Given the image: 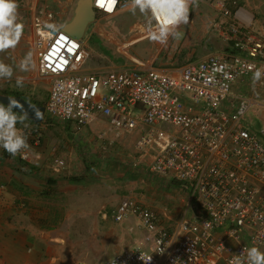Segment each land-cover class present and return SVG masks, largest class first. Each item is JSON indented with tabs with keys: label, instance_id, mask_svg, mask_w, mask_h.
Instances as JSON below:
<instances>
[{
	"label": "built area",
	"instance_id": "obj_1",
	"mask_svg": "<svg viewBox=\"0 0 264 264\" xmlns=\"http://www.w3.org/2000/svg\"><path fill=\"white\" fill-rule=\"evenodd\" d=\"M213 5L212 29L226 43L223 50L170 66L132 58L108 70L88 69L92 50L84 37L61 27L49 38L51 9L39 5L32 13L36 74L49 80L46 116L76 130L103 124L100 139L136 133L135 164L187 191L174 225L151 206L122 198L112 218L134 217L143 236L99 264H231L252 246L264 251V79L252 82L254 71L264 68V35L241 0ZM92 7L95 15H112L131 0H92ZM243 82L263 94L235 92ZM32 143L39 146L40 136ZM19 156L33 157L30 150ZM64 167L56 158L52 169Z\"/></svg>",
	"mask_w": 264,
	"mask_h": 264
},
{
	"label": "rangeland",
	"instance_id": "obj_2",
	"mask_svg": "<svg viewBox=\"0 0 264 264\" xmlns=\"http://www.w3.org/2000/svg\"><path fill=\"white\" fill-rule=\"evenodd\" d=\"M77 1L18 0L19 18L24 24V34L17 48L8 51L10 52V58L7 64L13 66L14 75L10 80L0 79V94L16 93L27 99L38 101L39 104L44 105L46 103L49 90L48 82L44 80L45 83L36 72H34V75H32V71L21 72L16 67L18 64L16 61H20L30 49L32 50L31 16L39 5L46 6L54 12V24L64 26L72 19ZM244 3L255 16L253 28L264 35V2ZM128 9L112 15H95L94 20L88 24L84 33L86 43L92 50L88 68H91V70H108L114 68L111 67L112 65L119 66L122 63L134 62L132 58L142 60L147 64L153 62L157 66H165L169 55L173 56L174 59L176 58L177 64L187 63L191 59L197 58H191V48L187 47L188 45L184 48L182 44H177L180 43L179 40L183 37V31L189 27L188 24L181 25L179 39L172 38L168 43L169 45L165 47V45L150 42L147 39V18L141 15L139 11L133 15ZM211 29L210 25L207 39L201 43L202 47L209 50L205 46L209 42L210 46H213L212 49L215 48L216 51L223 50L226 46L225 43L211 35ZM128 42L131 45L126 48L123 47ZM108 53L111 55L110 59L106 56ZM205 53L201 52L200 56ZM98 55L101 56L98 57ZM4 63L6 62L4 61ZM28 75H32L31 78ZM17 77H22L24 80L22 88L16 86ZM238 90L247 95L263 94L261 91L252 93V91ZM254 121L256 120L254 119ZM26 123L29 126L27 128H29L28 134L30 136L28 144L32 145L30 141L34 135H39L41 139L40 148L36 151L41 155L39 159L41 164L37 168L36 176L49 178L52 174L62 175V172L68 166L82 168L84 170L82 178L84 176L87 178V181L83 184L85 189L91 195L99 196V201L102 202L99 205L97 216L100 219V210L104 209L108 217L105 219L106 230L111 233H119L123 240L121 246L124 244L126 246L129 242L133 243L134 241V244H136L143 236L135 218L130 217L124 221L116 222L111 217L112 208L121 198L129 196L136 201L151 206L157 210L168 225H174L180 218L187 198V191L176 181L149 172L146 165L135 164L137 157L135 153L136 133L120 134L118 136L107 133V139H100L98 133L104 129L103 124H91L76 130L72 124L56 121L46 115L40 123L34 124L29 120ZM56 158L65 160V167L59 172L52 170ZM71 178L75 186L81 185L76 180L77 176ZM164 213L166 216H164ZM76 224H83V222L80 223L77 220ZM130 227L134 231L137 229V233L133 236L132 233H128L129 236H125L123 232ZM74 230L76 234L73 236L74 241L70 247L69 256H82L90 264H99L106 260H104L106 255H112L113 249L110 248L113 247L112 244L108 245L109 247L106 246L108 250L97 255L85 248L82 251L85 237L76 227ZM119 247L120 245H118V249H120Z\"/></svg>",
	"mask_w": 264,
	"mask_h": 264
},
{
	"label": "crops",
	"instance_id": "obj_3",
	"mask_svg": "<svg viewBox=\"0 0 264 264\" xmlns=\"http://www.w3.org/2000/svg\"><path fill=\"white\" fill-rule=\"evenodd\" d=\"M241 2L252 13L244 2H264V0H241ZM190 13L189 27L183 31V37L177 44H182L184 48L188 45L187 47L191 48V58L197 57L190 60L194 61L216 52V49H212L213 46H210L209 42L205 44L209 50L204 49L201 43L207 39L209 26L211 25L212 28L218 14L214 8L213 0H198V7L193 6ZM211 30V35L223 41L213 32V29ZM30 51L33 53L31 49ZM199 51L206 53L200 56ZM100 56L98 55V57ZM106 56L111 58L109 53ZM0 58V61H5L7 64L10 52L0 53ZM34 59L37 67L35 56ZM16 63L19 61L17 60ZM151 64L157 66L153 62ZM175 64L181 65L176 63V58L174 59L173 56L169 55L165 66ZM111 67H117V65ZM88 69L91 70V68ZM32 72L34 75L36 68ZM32 75H28L29 78ZM42 79L49 82L46 78ZM238 89L241 91L252 90L247 82L234 86L235 92H239ZM27 100L39 104L38 101ZM17 127L25 132L29 141V128H24L20 124ZM32 139L30 141L32 145L29 149L36 153L40 145H34ZM40 158L41 155L31 161H24L19 158V154L13 157L0 147V185L5 186L0 196V264H90L82 256L68 255L71 252L70 247L73 245V236L76 234L75 227L85 237L82 251L85 248L97 255L108 250V245L112 244L114 248H110L113 249V253L106 255L104 260L124 248L134 246L135 241L129 242L126 246H124L125 244L121 246L123 240L119 233H111L106 230L105 219L108 217L102 209L103 211L100 210L101 218H98L97 211L102 202L99 201V196L91 195L85 189L83 184L87 178L85 176L82 178L84 175L82 168L68 166L62 175L52 174L49 178H42L36 176L37 168L41 164ZM72 176H77L76 180L81 185L75 186L72 183ZM121 199L112 208V212ZM77 220L83 224L77 225ZM132 227L123 232L125 236H129L128 233H132V236L137 233V229L134 231ZM138 228L143 233L142 228ZM118 245H120V249H118Z\"/></svg>",
	"mask_w": 264,
	"mask_h": 264
},
{
	"label": "clouds",
	"instance_id": "obj_4",
	"mask_svg": "<svg viewBox=\"0 0 264 264\" xmlns=\"http://www.w3.org/2000/svg\"><path fill=\"white\" fill-rule=\"evenodd\" d=\"M112 3L115 4L116 0H112ZM193 6L198 7V0H131V7L128 10L133 15L139 11L141 15L147 18V39L150 42L165 45L169 37L179 39L181 35L179 28L181 25L189 23L190 9ZM108 11L111 12L112 8ZM153 22H155V28L152 27ZM45 27L49 33V38H53L61 30L62 25L48 23ZM23 34L24 24L19 18L18 0H0V53L15 50ZM16 67L21 72L34 70L36 63L33 53L31 51L26 53ZM13 75V66L0 61V79L10 80ZM262 79H264V68H257L252 76L253 85L262 81ZM23 85V78L17 77L16 86L22 88ZM20 107L18 101L12 97H9L6 106L0 104V147L13 157L22 154L25 150H30L25 132L17 127L18 124L23 125L24 128L28 127L26 123L27 113L18 114L14 111V109ZM36 115L39 116L38 110ZM30 152L33 157L29 161L37 158L35 155H40L39 153ZM231 264H264V251H261L259 247L252 246L246 250V256L242 254L233 257Z\"/></svg>",
	"mask_w": 264,
	"mask_h": 264
},
{
	"label": "water",
	"instance_id": "obj_5",
	"mask_svg": "<svg viewBox=\"0 0 264 264\" xmlns=\"http://www.w3.org/2000/svg\"><path fill=\"white\" fill-rule=\"evenodd\" d=\"M95 18V11L92 7V0H78L74 9V15L72 19L64 24L62 27L63 31L71 34L74 37L81 38L90 22ZM9 97L14 98L18 101L20 108L14 109L18 113H27L28 119L35 123H40L45 115L44 105H40L27 100L22 96L17 95H0V102L7 105L9 102ZM39 111V116L37 117L36 112Z\"/></svg>",
	"mask_w": 264,
	"mask_h": 264
},
{
	"label": "trees",
	"instance_id": "obj_6",
	"mask_svg": "<svg viewBox=\"0 0 264 264\" xmlns=\"http://www.w3.org/2000/svg\"><path fill=\"white\" fill-rule=\"evenodd\" d=\"M13 95H18V94H16V93H13ZM19 114H21V113H19ZM28 120V119H27ZM29 121H31V120H29Z\"/></svg>",
	"mask_w": 264,
	"mask_h": 264
},
{
	"label": "snow or ice",
	"instance_id": "obj_7",
	"mask_svg": "<svg viewBox=\"0 0 264 264\" xmlns=\"http://www.w3.org/2000/svg\"><path fill=\"white\" fill-rule=\"evenodd\" d=\"M110 2H112V0H110ZM110 9V8H109Z\"/></svg>",
	"mask_w": 264,
	"mask_h": 264
}]
</instances>
